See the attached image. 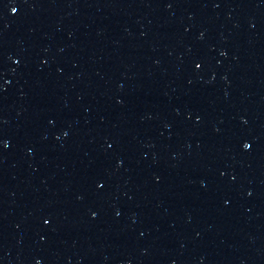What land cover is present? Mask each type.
Listing matches in <instances>:
<instances>
[{"label":"water","instance_id":"water-1","mask_svg":"<svg viewBox=\"0 0 264 264\" xmlns=\"http://www.w3.org/2000/svg\"><path fill=\"white\" fill-rule=\"evenodd\" d=\"M0 264H264V0H0Z\"/></svg>","mask_w":264,"mask_h":264}]
</instances>
